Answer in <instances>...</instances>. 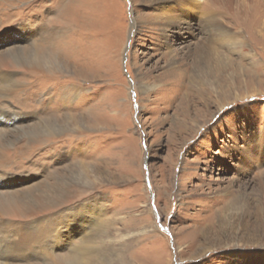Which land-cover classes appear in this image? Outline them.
Instances as JSON below:
<instances>
[{"label":"rangeland","instance_id":"rangeland-1","mask_svg":"<svg viewBox=\"0 0 264 264\" xmlns=\"http://www.w3.org/2000/svg\"><path fill=\"white\" fill-rule=\"evenodd\" d=\"M200 5L226 35L197 20L161 30L153 0H0V36L29 56L54 32L45 56L60 64L45 75L13 54L0 189H69L59 228L87 231L88 206L100 264H264V0Z\"/></svg>","mask_w":264,"mask_h":264},{"label":"bare ground","instance_id":"bare-ground-1","mask_svg":"<svg viewBox=\"0 0 264 264\" xmlns=\"http://www.w3.org/2000/svg\"><path fill=\"white\" fill-rule=\"evenodd\" d=\"M221 1L225 2V0ZM224 4L227 8L228 4ZM153 5L154 13H152V17L159 21L161 30H167L169 27H180L183 24L189 28L192 21L197 20L202 23L204 27L219 31L221 35H226L229 31L216 16V13L210 10H201L200 0H153ZM40 29L43 28L40 26ZM25 30L26 29L23 28L24 33ZM8 34L7 31V33L5 32L4 35L2 34L0 36V43H4V50L0 51V119L8 122V125L6 124L7 126H11L16 122L14 119L17 113L16 115L11 114L13 109L8 102V97L10 98V94L21 85L13 80V72L10 74L8 72L13 54L21 49L18 52L20 56L19 59L22 60V55H25L27 60L26 64L22 61H16L17 67L14 66V68L22 69L24 65L33 66L37 71L45 74L47 72L52 73L53 71L59 70L60 64L56 59L45 56L52 53L48 50L51 46L54 32L43 33L40 37L42 39L41 43L34 45L32 47L33 49H30L31 55L29 56L25 53L26 49L24 50L22 47L15 44L13 38ZM15 60L16 59H14V61ZM173 61L174 60L170 59L167 66L170 67ZM148 87L147 85H141L140 91L144 92ZM9 115L11 117L8 118ZM53 116L55 115L53 114ZM56 118L59 119L58 117ZM49 120L51 119L49 118ZM71 121H73V119H71ZM9 123L12 124L9 125ZM2 126L5 125H0V127ZM40 126L41 123L33 127V134L29 136L30 143H36L41 140L42 135L37 130ZM6 137L7 134L0 131V184L2 183L7 186L10 180L2 171L1 166L5 164V161L10 157L9 155L11 152H13L11 150V144L13 145L14 143L9 142ZM38 188L37 184L35 187L32 186L27 190H14L10 188V185L7 188L0 189V264H34V258L37 255H41L40 253L46 256L56 247L64 248L67 244L72 246L70 248L72 253L67 256H61L57 261H61L62 264H92V262H95L94 264H100L98 260H100L101 257L97 253L99 248H97L98 246L91 245L93 240L92 236L87 235L88 225L86 226V224L83 223L84 221H82L83 217L88 214L91 216L89 207L86 206V208H83L81 212L78 213V220L81 221L78 222V225L82 227V229L85 228L87 231L82 232L78 230L77 233L74 232L73 234L69 227H71L70 225L74 226L76 224L74 221H70L65 227L59 228L61 219L59 215L62 214L65 209L63 204L69 199V189L66 190V194H58V197L49 193V191L41 194L42 197H40ZM37 196L40 199H37ZM49 212L52 215H50ZM53 213L55 215H53ZM80 232L81 234H79ZM62 234L66 235L62 236ZM75 234H79L80 237L76 243L73 242ZM75 244L79 245L73 246ZM93 250H97L95 254ZM105 257L106 255L102 258Z\"/></svg>","mask_w":264,"mask_h":264}]
</instances>
